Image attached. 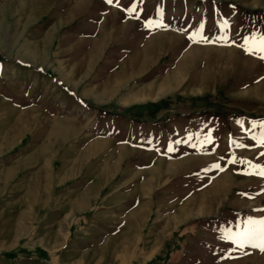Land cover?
<instances>
[{"label": "rangeland", "instance_id": "obj_1", "mask_svg": "<svg viewBox=\"0 0 264 264\" xmlns=\"http://www.w3.org/2000/svg\"><path fill=\"white\" fill-rule=\"evenodd\" d=\"M260 36L264 0H0V264H264L227 238L264 217Z\"/></svg>", "mask_w": 264, "mask_h": 264}, {"label": "snow or ice", "instance_id": "obj_2", "mask_svg": "<svg viewBox=\"0 0 264 264\" xmlns=\"http://www.w3.org/2000/svg\"><path fill=\"white\" fill-rule=\"evenodd\" d=\"M107 3H111L112 0H106ZM127 11H132V8L127 9ZM189 38H192V34H190ZM248 37L244 38L245 45L248 44ZM253 43L256 44L257 50L261 53H264V36H260L258 38V43L256 38L253 39ZM245 50L247 51L248 48L245 47ZM261 59H264V55H261ZM252 139L256 140L257 137L255 135L252 136ZM210 142V138H209ZM259 142L264 143V122H261V132L259 136ZM230 163L234 162L232 160L229 161ZM241 163H250L248 161L241 160ZM212 167L220 168L221 166L219 164L214 163ZM253 168H256L259 170L258 174L261 176H264V166L261 165H252ZM241 224L243 225L242 230ZM236 227L238 231L235 234H231L227 238H231L233 242H237V239H239L241 242L246 241H255L258 240L259 244H253L254 247H259L261 251H264V217H261L259 219H255L252 217H248L244 219L242 222H237Z\"/></svg>", "mask_w": 264, "mask_h": 264}, {"label": "bare ground", "instance_id": "obj_3", "mask_svg": "<svg viewBox=\"0 0 264 264\" xmlns=\"http://www.w3.org/2000/svg\"><path fill=\"white\" fill-rule=\"evenodd\" d=\"M119 87H120L119 84H117V85H116L115 87H113V88H114L115 91H117ZM112 91H113V90H112ZM113 93H114V92H113Z\"/></svg>", "mask_w": 264, "mask_h": 264}]
</instances>
